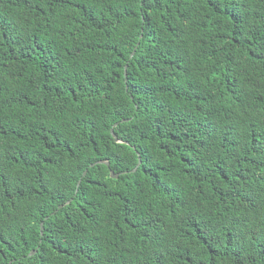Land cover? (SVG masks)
I'll use <instances>...</instances> for the list:
<instances>
[{
	"label": "trees",
	"instance_id": "16d2710c",
	"mask_svg": "<svg viewBox=\"0 0 264 264\" xmlns=\"http://www.w3.org/2000/svg\"><path fill=\"white\" fill-rule=\"evenodd\" d=\"M9 262L264 264V0H0Z\"/></svg>",
	"mask_w": 264,
	"mask_h": 264
},
{
	"label": "water",
	"instance_id": "95a60500",
	"mask_svg": "<svg viewBox=\"0 0 264 264\" xmlns=\"http://www.w3.org/2000/svg\"><path fill=\"white\" fill-rule=\"evenodd\" d=\"M134 53V51L132 52V54ZM125 74H126V71H125ZM128 119V118H127ZM127 119H123V120H127ZM116 124V123H115ZM111 132H112V134H113V136L115 137V140H117V141H120V142H122V141H124L122 138H120V137H118V135L116 134V132H114V130H113V128H111ZM103 160H101V162H102ZM107 164H109V161L107 160V161H105ZM140 162H141V157L139 156V162H138V164H137V166L140 164ZM95 163H92L91 165H94ZM137 166H135L132 170H136V168H137ZM87 173V169L86 170H84V172H83V174H86ZM110 174H111V176L112 177H118L119 175H120V172H115L113 169H111V172H110ZM80 181H81V179L79 180V182H78V185L80 184ZM62 205V204H61ZM60 205V206H61ZM41 229H43V222H41ZM43 232V231H42ZM36 250H34V251H32L31 253H34ZM8 264H11L10 262L8 263Z\"/></svg>",
	"mask_w": 264,
	"mask_h": 264
}]
</instances>
